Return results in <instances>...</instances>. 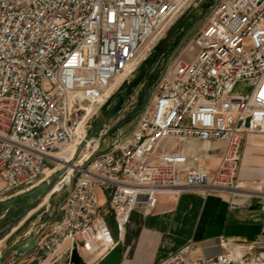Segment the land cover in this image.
<instances>
[{
  "label": "built area",
  "instance_id": "1",
  "mask_svg": "<svg viewBox=\"0 0 264 264\" xmlns=\"http://www.w3.org/2000/svg\"><path fill=\"white\" fill-rule=\"evenodd\" d=\"M202 1L203 23L158 75L131 132L101 148L105 126L90 148L87 122ZM253 135L264 136V0H0V203L47 185L59 169L51 193L76 174L37 241L36 263L57 264L67 253L60 264H70L81 246L101 255L115 245L106 218L121 236L130 212L150 211L161 193L235 194L242 143ZM81 142L70 168L54 157ZM220 244L222 251L192 259L187 243L159 264H264L254 242Z\"/></svg>",
  "mask_w": 264,
  "mask_h": 264
},
{
  "label": "crops",
  "instance_id": "2",
  "mask_svg": "<svg viewBox=\"0 0 264 264\" xmlns=\"http://www.w3.org/2000/svg\"><path fill=\"white\" fill-rule=\"evenodd\" d=\"M242 175L239 167V180H243ZM96 191L101 205L105 206L104 191L99 187ZM233 195H203L200 191L178 195L161 193L150 211L146 212L143 205H138L130 212L121 236L108 217L106 220L115 245L101 255L90 253L81 246L78 253L82 263L159 264L187 243H190V257L199 259L222 251V240L254 242L255 252L264 249V191L236 192ZM36 200L38 198L18 200L6 211L0 207V253L9 249L0 264H38L31 257L37 241L48 231L43 226L54 218L48 209L34 206ZM31 231L37 237L30 247H26ZM7 240H10L8 245ZM67 259L68 254L64 253L57 264Z\"/></svg>",
  "mask_w": 264,
  "mask_h": 264
},
{
  "label": "water",
  "instance_id": "3",
  "mask_svg": "<svg viewBox=\"0 0 264 264\" xmlns=\"http://www.w3.org/2000/svg\"><path fill=\"white\" fill-rule=\"evenodd\" d=\"M207 13L206 5H204L203 13L201 16L192 21L189 26L182 30L185 19L189 16V10H186L184 13L180 15L177 21L172 25V27L167 31V34L164 38H162L157 45L154 47L151 54L142 61L139 65L138 70L135 76L130 81H124L120 88L108 99V101L101 108V118L100 121L94 123V127L91 131H89L86 135V140L92 136H97L98 132L102 130L105 126L109 124H113L118 116L122 103L125 99L132 93V91L144 80H149V83L145 86L144 90L141 92L139 101L134 105V107L126 113L122 118L116 121L105 133V136H110L114 131L120 129L124 124L131 121L135 118L139 112L146 106L153 89L155 87L156 81L158 79V75L162 74L165 70L166 66L172 60V58L181 50L182 46L188 40V38L198 29L199 26L203 23L204 16ZM169 53L168 58L165 61V64L161 69H154V65L156 64L159 56ZM84 145V142H81L75 152L74 158L78 154L79 150ZM96 154V152H95ZM74 160V159H73ZM87 163L84 164L85 167ZM65 171V168L59 169L56 171L51 177L49 183L42 189H38L31 192H26L22 194H18L7 201L1 202L0 207H3L5 210L12 203L27 199V198H39L42 195L48 193L51 189L52 184L56 181L59 175H61ZM76 177V175H75ZM75 179L73 178L70 183V188H72ZM65 197H62L57 205V210L59 211L62 203L65 200ZM32 218H35L34 216ZM37 235L34 234V231L29 232L27 238V246L30 247L36 239ZM10 240L6 241V245H8ZM21 249V248H20ZM9 252L8 248H5L0 253V262L5 260L7 253ZM70 264H83L80 256L78 255L76 249L71 251V255L69 258Z\"/></svg>",
  "mask_w": 264,
  "mask_h": 264
},
{
  "label": "rangeland",
  "instance_id": "4",
  "mask_svg": "<svg viewBox=\"0 0 264 264\" xmlns=\"http://www.w3.org/2000/svg\"><path fill=\"white\" fill-rule=\"evenodd\" d=\"M204 5H206V4H205L204 1H202V2H200L198 4V6L195 9H191L189 11V16L185 19L183 27H182V30H185L192 21H194L196 18H198L199 16L202 15L203 9H204ZM177 19L171 24V26L167 29V31L172 27V25L177 21ZM167 31L165 32V34L163 35L162 38H164L166 36ZM159 41H157V43ZM157 43L154 45V47L157 45ZM154 47L151 48L150 51L147 52V54H145L146 57L144 56L145 58H143L141 60L140 64L142 63V61L144 59H146L151 54V52L153 51ZM168 54L169 53H165V54L159 56L156 64L154 65V69H159V68L161 69L163 67V65L165 64L166 59L168 58ZM148 83H149V80H146L144 82V84L140 87V91H139L140 93H139V96H138V99H137L136 103L139 101L141 92L144 90L145 86ZM237 88H240V85H238ZM132 108H129L125 113H123L121 115V118L124 115H126V113L129 112ZM101 112L102 111L100 109L96 113L95 117L93 119H90L89 122H87L86 126L89 124V127H86L87 128V132L86 133H88L89 131L92 130V128L94 127V123H97V122L100 121ZM136 117L133 118L128 123L124 124L120 129L114 131L113 134L110 135V136H105L106 132L105 133L103 132L102 135L100 136L101 137L100 141H99L100 142V147L101 148H105L108 145V143L111 142L112 137H114L117 133H120L121 136L128 135L131 132V130H132V125L135 122ZM114 123H116V121L113 122V124ZM113 124L107 125L108 129ZM80 156H78V157L76 156L74 158V160H78L80 158ZM240 162H241L240 166H239L240 167V174H243L242 175L243 176V180H239L238 179L239 182H240L241 188L237 192L256 193V192H258L259 189H260L259 191H264V136L253 135V136H248L246 139H244V141L242 143V148H241ZM75 175L76 174L74 172L72 174V176L70 177V183H71L73 178L75 179ZM45 186H46L45 183H41L35 188V190L36 189L37 190L38 189H42ZM69 189H70V185H68V186L66 185L62 189H60L59 191H56L54 193H50V195L48 196V198L46 200L44 199L45 198L44 195H42V196H40L38 198V200L34 201L33 204H34V206H38L39 208L41 207V208H45L46 210L48 209L49 212L51 213V216L54 218V220H56L58 218V216H59V211L57 210V205H58L60 199L67 195ZM104 210H105V206L103 205L100 208V212L104 213ZM43 227L45 229L46 226H43ZM234 242H240V241L239 240H236V241L234 240ZM1 245H2V243H1Z\"/></svg>",
  "mask_w": 264,
  "mask_h": 264
},
{
  "label": "bare ground",
  "instance_id": "5",
  "mask_svg": "<svg viewBox=\"0 0 264 264\" xmlns=\"http://www.w3.org/2000/svg\"><path fill=\"white\" fill-rule=\"evenodd\" d=\"M79 136H81V131L79 132ZM88 144L90 148H95L97 145V140L96 139H88ZM76 150L74 149V147L72 145H68V146H64L62 147L59 151H57L56 153H54V157L56 159H61L62 162L66 163V166L68 168H70V162L73 161L74 159V155H75ZM45 173H50L48 171H46ZM251 190V189H250ZM249 190V191H250ZM254 191V190H253ZM257 191V190H256ZM259 191V190H258ZM236 192V191H235ZM50 191L48 193H46L44 195V199L46 200L48 198V196L50 195ZM43 203V202H42Z\"/></svg>",
  "mask_w": 264,
  "mask_h": 264
}]
</instances>
